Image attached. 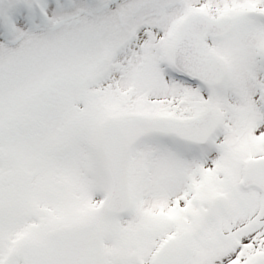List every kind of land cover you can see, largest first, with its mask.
<instances>
[{
    "label": "snow or ice",
    "instance_id": "1",
    "mask_svg": "<svg viewBox=\"0 0 264 264\" xmlns=\"http://www.w3.org/2000/svg\"><path fill=\"white\" fill-rule=\"evenodd\" d=\"M0 264H264V0H0Z\"/></svg>",
    "mask_w": 264,
    "mask_h": 264
}]
</instances>
